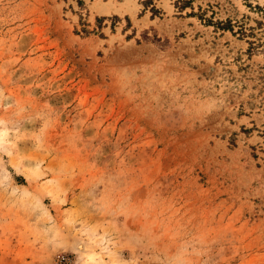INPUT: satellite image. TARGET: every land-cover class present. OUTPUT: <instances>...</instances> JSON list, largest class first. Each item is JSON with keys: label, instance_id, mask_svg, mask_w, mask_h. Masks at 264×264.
<instances>
[{"label": "rangeland", "instance_id": "rangeland-1", "mask_svg": "<svg viewBox=\"0 0 264 264\" xmlns=\"http://www.w3.org/2000/svg\"><path fill=\"white\" fill-rule=\"evenodd\" d=\"M0 264H264V0H0Z\"/></svg>", "mask_w": 264, "mask_h": 264}]
</instances>
